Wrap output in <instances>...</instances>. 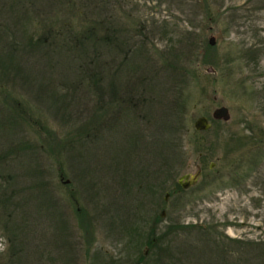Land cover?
<instances>
[{
    "label": "rangeland",
    "instance_id": "374dc122",
    "mask_svg": "<svg viewBox=\"0 0 264 264\" xmlns=\"http://www.w3.org/2000/svg\"><path fill=\"white\" fill-rule=\"evenodd\" d=\"M0 264H264V0H0Z\"/></svg>",
    "mask_w": 264,
    "mask_h": 264
},
{
    "label": "trees",
    "instance_id": "16d2710c",
    "mask_svg": "<svg viewBox=\"0 0 264 264\" xmlns=\"http://www.w3.org/2000/svg\"><path fill=\"white\" fill-rule=\"evenodd\" d=\"M66 27H68V29H69V31H72L73 32V29H72V26L71 25H69V26H66ZM76 33H80V32H76ZM87 35V33L86 34H84L83 33V35L82 36H86ZM88 35H91L90 33L88 34ZM248 51V50H247ZM210 54H208V53H206V54H208L206 57L210 60L209 61V63H211V64H217L218 63V61L216 60V58H215V54H214V52H209ZM208 59H206V61H208ZM245 60L246 61H248L249 62V60H254V56L253 57H249V56H245ZM205 61V62H206ZM217 66V65H216ZM92 80V83H94L93 85H94V87L99 91V93L98 94H101V90L99 89V86H98V84H97V82H96V80H97V78H93V79H91ZM118 89V88H117ZM117 89H116V91H117ZM110 91H114V87H111V90ZM137 97H139V98H135V97H133V96H128L127 95V97L125 98L124 97V101H123V103H121V104H124V106H127L128 108H125V109H129V108H131L130 110L132 111V109L133 110H135V108H140V109H142V108H144V106L146 105V104H148V102L149 101H147V97L146 96H144V95H142V94H140L139 96H137ZM18 103H20V102H18ZM173 104H175V103H172L171 105H173ZM19 105H21V104H19ZM171 105H170V107H171ZM178 107H182V106H178ZM177 109V108H176ZM143 110H140L139 112H140V114L142 115L143 114V112H142ZM173 119H172V121H173V125H170V124H168V130L170 129V131L171 132H174L175 131V128L177 127V125H180V123L183 121V119H184V116L182 117L181 116V113L180 112H177L176 111V113H175V110L173 111ZM166 121H167V119H166ZM165 121V122H166ZM169 122H170V120H169ZM48 129V128H47ZM206 130H204V131H201V132H205ZM49 133H50V131H49ZM225 137V136H224ZM224 137H222V138H224ZM172 142V141H171ZM215 142H218L217 141V139L214 137V138H209L208 137V145L209 146H211V147H214V145H216L215 144ZM199 144V143H198ZM164 147L163 148H166L167 149V151H172L175 147H174V144H172V143H170V142H168L167 140H164L163 141V144H162ZM166 151V152H167ZM166 152L164 153V154H166ZM57 154H58V158H60V157H64L65 156V149L64 148H59L58 150H57V152H56ZM66 155H67V153H66ZM66 157V156H65ZM61 158V159H62ZM177 159H179L178 157H176V159L174 160V162H172L173 160H166V161H164L165 162V166H164V170H165V172L166 171H170L172 168H174L173 169V171L176 169V167L178 166V165H180L181 164V160H180V162H177V161H179V160H177ZM63 164H64V161H63V159L62 160H58L57 161V166H58V169L57 170H59V173H60V176L62 177V175H63V170H61V168L62 167H64L63 166ZM158 173V172H157ZM160 173H162V172H160ZM159 173V174H160ZM166 176V174H161V176L159 175V176H155V177H153L154 179L150 182V183H148L147 185H146V187H147V189L154 195L155 193H156V191L158 190V187L159 186H162L163 187V183H165L166 182V180H168V178H166L165 177ZM66 182H68V180H66ZM172 184H174L176 187H172V189L170 190L169 189V194H172V193H176V192H178V190H180L182 187H181V185L180 184H178V182H173ZM77 192H76V189H74V191H73V189L72 188H70V190H69V196H70V199H68L69 200V202L71 203V205H72V208L74 209V213L80 218V219H83V217H85V216H88V213H87V210H86V208L84 207V206H82L81 204H79V203H75V202H77ZM165 202H166V200L165 199H163V201H162V205H165ZM162 209H164V208H162ZM160 216H161V212H160V214H159ZM89 217V216H88ZM159 218V216L158 215H156L155 216V222L157 221V219ZM89 219V218H88ZM153 227V226H152ZM160 234H156V232H155V229L154 228H151L150 229V232H149V235H148V237H147V239H146V245H145V248L146 249H144L143 250V252H142V256H145V254H146V252L148 251V249H150V247L153 245V244H155V236H157V238H158V236H159ZM147 250V251H146Z\"/></svg>",
    "mask_w": 264,
    "mask_h": 264
},
{
    "label": "water",
    "instance_id": "95a60500",
    "mask_svg": "<svg viewBox=\"0 0 264 264\" xmlns=\"http://www.w3.org/2000/svg\"><path fill=\"white\" fill-rule=\"evenodd\" d=\"M209 42L210 43L215 42V38L213 35L209 37ZM211 115L213 118H222V119H228L230 116L229 109L224 104L216 106L212 110ZM193 126L195 129H198V130H206L211 126V122L209 121L208 116H206L205 114H201L195 118ZM212 164L213 162H211L210 166H212ZM199 173H200V170H199V166L197 165V168L193 173H189V172L182 173L178 177L177 182L178 184L181 185V187L186 188L197 179V177L199 176ZM168 195H169V192L167 191L165 193L164 199H167ZM164 212L165 210L162 209L161 214H163Z\"/></svg>",
    "mask_w": 264,
    "mask_h": 264
},
{
    "label": "flooded vegetation",
    "instance_id": "af4514ba",
    "mask_svg": "<svg viewBox=\"0 0 264 264\" xmlns=\"http://www.w3.org/2000/svg\"><path fill=\"white\" fill-rule=\"evenodd\" d=\"M199 170H200V173H199V176H200V174H201V172H202V170H201V167L199 166ZM199 176L197 177V179L194 181V182H192L189 186H191L192 184H194L197 180H198V178H199ZM188 186V187H189Z\"/></svg>",
    "mask_w": 264,
    "mask_h": 264
}]
</instances>
